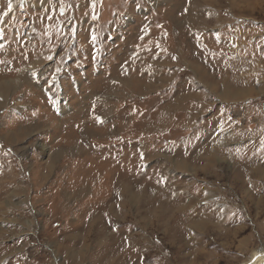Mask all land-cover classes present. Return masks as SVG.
I'll return each instance as SVG.
<instances>
[{"label": "rangeland", "instance_id": "obj_1", "mask_svg": "<svg viewBox=\"0 0 264 264\" xmlns=\"http://www.w3.org/2000/svg\"><path fill=\"white\" fill-rule=\"evenodd\" d=\"M263 246L264 0H0V264Z\"/></svg>", "mask_w": 264, "mask_h": 264}, {"label": "water", "instance_id": "obj_2", "mask_svg": "<svg viewBox=\"0 0 264 264\" xmlns=\"http://www.w3.org/2000/svg\"><path fill=\"white\" fill-rule=\"evenodd\" d=\"M261 249L256 250L253 253V255L251 256V258L247 262H245L244 264H254L255 260H257L259 257L263 258L261 264H264V249H262V250Z\"/></svg>", "mask_w": 264, "mask_h": 264}, {"label": "bare ground", "instance_id": "obj_3", "mask_svg": "<svg viewBox=\"0 0 264 264\" xmlns=\"http://www.w3.org/2000/svg\"><path fill=\"white\" fill-rule=\"evenodd\" d=\"M191 225V224H190ZM264 249V248H263ZM262 250V249H261ZM260 259L259 260H255L254 264H259L260 263V260L263 259L262 257H259ZM262 262V260H261Z\"/></svg>", "mask_w": 264, "mask_h": 264}]
</instances>
